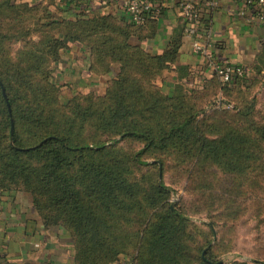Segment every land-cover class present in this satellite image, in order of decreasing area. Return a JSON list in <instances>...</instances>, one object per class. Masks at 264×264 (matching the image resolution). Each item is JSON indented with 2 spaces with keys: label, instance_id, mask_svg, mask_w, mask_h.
<instances>
[{
  "label": "trees",
  "instance_id": "trees-1",
  "mask_svg": "<svg viewBox=\"0 0 264 264\" xmlns=\"http://www.w3.org/2000/svg\"><path fill=\"white\" fill-rule=\"evenodd\" d=\"M147 1L148 14L169 9ZM54 4L0 0V192L29 193L46 226L70 233L75 264H264V46L224 81L177 63L185 17L152 53L142 42L157 20ZM74 42L94 73L118 65L101 92L56 80ZM251 220L243 260L233 253Z\"/></svg>",
  "mask_w": 264,
  "mask_h": 264
},
{
  "label": "crops",
  "instance_id": "crops-1",
  "mask_svg": "<svg viewBox=\"0 0 264 264\" xmlns=\"http://www.w3.org/2000/svg\"><path fill=\"white\" fill-rule=\"evenodd\" d=\"M51 1L55 2L52 9L66 17L115 12L119 17L127 16L132 20L126 10V0H110V4L105 0ZM168 5L169 9L157 20L156 38L142 42L152 53L164 51L178 20L184 17L176 0H170ZM245 7L246 0H219L216 7H201V18L206 21L202 30L210 35L212 49L220 60L234 65L251 63L264 46V19L253 14L243 15L241 12ZM193 40L184 33L178 64L204 65L203 57L193 49ZM90 58L91 51L79 42L64 49L62 60L55 65L54 75L69 94L101 92L108 78L117 74L118 65L110 76L94 73ZM200 82L201 79L196 78L190 84ZM0 264H75L70 233L60 226H46L32 197L25 191L0 192ZM116 264L127 263L122 260Z\"/></svg>",
  "mask_w": 264,
  "mask_h": 264
},
{
  "label": "built area",
  "instance_id": "built-area-1",
  "mask_svg": "<svg viewBox=\"0 0 264 264\" xmlns=\"http://www.w3.org/2000/svg\"><path fill=\"white\" fill-rule=\"evenodd\" d=\"M177 4L187 19L188 25L186 33L194 38L193 49L203 57V63L209 64L210 67L218 70L224 81L232 78L234 72L243 73L245 70L241 65L220 64L216 61L215 52L211 46V38L208 34H202L198 26L201 17V7H216L219 0H176ZM126 10L130 13L133 21L141 23L144 20H158L160 17L159 10L148 14L146 10L151 9L152 3L147 0H126ZM244 14L254 15L264 19V0H246V7L241 12Z\"/></svg>",
  "mask_w": 264,
  "mask_h": 264
},
{
  "label": "rangeland",
  "instance_id": "rangeland-1",
  "mask_svg": "<svg viewBox=\"0 0 264 264\" xmlns=\"http://www.w3.org/2000/svg\"><path fill=\"white\" fill-rule=\"evenodd\" d=\"M158 83L164 84V81L160 79ZM179 193H183V190H180ZM179 193L174 196L173 202L179 198ZM202 221H205V219ZM252 228V220L242 225L239 235V250L233 253V256L240 257L243 260H252L253 256L249 253L255 244V234L251 231Z\"/></svg>",
  "mask_w": 264,
  "mask_h": 264
},
{
  "label": "water",
  "instance_id": "water-1",
  "mask_svg": "<svg viewBox=\"0 0 264 264\" xmlns=\"http://www.w3.org/2000/svg\"><path fill=\"white\" fill-rule=\"evenodd\" d=\"M252 260H254V259H252Z\"/></svg>",
  "mask_w": 264,
  "mask_h": 264
}]
</instances>
